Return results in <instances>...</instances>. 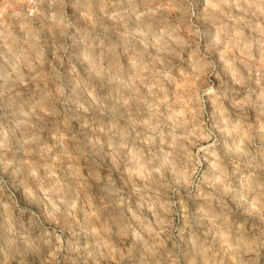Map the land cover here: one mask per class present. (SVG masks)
Here are the masks:
<instances>
[{"label": "clouds", "instance_id": "1", "mask_svg": "<svg viewBox=\"0 0 264 264\" xmlns=\"http://www.w3.org/2000/svg\"><path fill=\"white\" fill-rule=\"evenodd\" d=\"M0 264H264V0H0Z\"/></svg>", "mask_w": 264, "mask_h": 264}]
</instances>
